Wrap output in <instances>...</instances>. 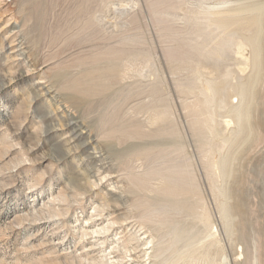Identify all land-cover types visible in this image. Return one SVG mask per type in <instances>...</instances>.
Returning a JSON list of instances; mask_svg holds the SVG:
<instances>
[{
  "label": "rangeland",
  "instance_id": "1",
  "mask_svg": "<svg viewBox=\"0 0 264 264\" xmlns=\"http://www.w3.org/2000/svg\"><path fill=\"white\" fill-rule=\"evenodd\" d=\"M250 2L0 0V264H264V25L241 143L251 32L218 21Z\"/></svg>",
  "mask_w": 264,
  "mask_h": 264
},
{
  "label": "bare ground",
  "instance_id": "2",
  "mask_svg": "<svg viewBox=\"0 0 264 264\" xmlns=\"http://www.w3.org/2000/svg\"><path fill=\"white\" fill-rule=\"evenodd\" d=\"M227 13H228L227 16H223V17L218 18L219 19L218 21L221 22L222 25L223 24H225V25L226 24H234V25H236V27H238V29L248 30L251 32V37H249L248 43L250 45H252V48H253L252 54H253L254 75L240 89V95L243 97V101L240 103L238 109L236 110V118H237V121H238L237 123L239 125L240 130H239L237 137L234 141V142L240 141L241 143L242 142H250L251 140H253L250 137L253 129L256 127H259L261 124L260 121H256L255 123L251 124V117H252V113H253V111H252L253 104L255 103V97H256L255 89H256V86H257V83L259 80V76L261 73V55H262V43L261 42H262V37H263V25H264V3H258V2L244 3V4L237 6L235 9L228 11ZM241 16H243V17H241ZM238 17H241V18H238ZM43 84L44 83L42 82V80L41 81L39 80L36 83H34L35 88L38 91H40V92L45 91V94L43 93V96H45V95L49 96L51 93L50 89L47 87H44ZM56 126H58V125H56ZM62 126L60 129L70 130V133L67 134L66 136L62 137V139H61L62 145L66 146V147L71 146L72 143H75L77 140L89 138L90 133L87 134V131H86L87 127L85 128L83 125H80L79 122L74 121L73 123H70L68 125L64 124ZM60 129H54L52 131L54 132V131H57ZM84 135H86V136H84ZM243 135H244V138H242V139H245V140L242 141V139H240V137ZM91 136H93V135H91ZM93 143L94 142H92V141L91 142L87 141L84 144H82L80 147H82L83 150L86 151L87 149H89V146L92 145ZM72 147L76 148V147H78V145L76 144ZM72 147L65 149L64 150L65 154L66 153L68 154ZM95 150H96V152L91 153L89 160L91 162L103 161L104 159H103V155H101L100 149H98V150L95 149ZM229 163H230V161H228V160H225V159L222 160L221 161L222 169L225 170L229 166ZM99 169L105 170L104 164H102ZM231 194L233 196H235L234 193L231 192ZM231 211L237 212V213L242 212V205H241L240 201L235 200L234 204L230 207L224 206L222 209V215L224 217H226L229 214V212H231ZM96 221H98V220H96ZM85 223H86V226H85V228L83 227L84 229L82 232L83 236L94 235V237H96V236L97 237H103V234L105 233V231L109 230V228L107 226L99 228V224H98V225H96L97 227L94 229V226L91 225L90 222L86 221ZM113 224H115V222L109 223V225H113ZM121 226H123V225H121ZM121 226H118V227H121ZM146 239H147L146 236H144L143 238H140V237L137 238V241L141 243L140 246H143L139 252H141L142 254H145V255H147L146 251L151 248V247H148L150 245V242L145 241ZM103 243L104 242H102L101 244H103ZM89 250H91V248ZM129 251H130V249H129ZM127 253H129L128 249H126L125 255ZM130 253H131V251H130ZM129 257H130V255H129ZM103 258L105 260V264H109V263L111 264L112 263V262H108L109 259H106V255H104ZM88 260H90V259L84 258V260H82V261H85L86 263L91 264V261H88ZM129 261H130V263H128ZM253 262H254V260H253ZM125 264H140V262L138 260V257L133 256L131 259H129L127 262H125Z\"/></svg>",
  "mask_w": 264,
  "mask_h": 264
}]
</instances>
